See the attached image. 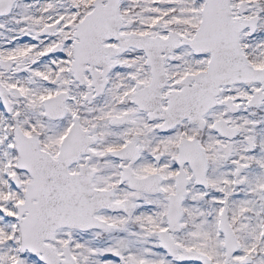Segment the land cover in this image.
<instances>
[{"label": "snow or ice", "instance_id": "snow-or-ice-1", "mask_svg": "<svg viewBox=\"0 0 264 264\" xmlns=\"http://www.w3.org/2000/svg\"><path fill=\"white\" fill-rule=\"evenodd\" d=\"M0 264H264V0H0Z\"/></svg>", "mask_w": 264, "mask_h": 264}]
</instances>
